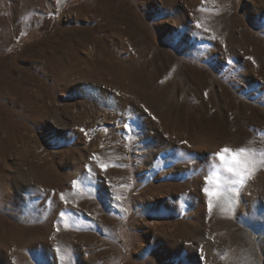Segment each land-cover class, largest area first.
I'll use <instances>...</instances> for the list:
<instances>
[{"label":"rangeland","instance_id":"obj_1","mask_svg":"<svg viewBox=\"0 0 264 264\" xmlns=\"http://www.w3.org/2000/svg\"><path fill=\"white\" fill-rule=\"evenodd\" d=\"M225 147L264 160V0H0V264H264Z\"/></svg>","mask_w":264,"mask_h":264},{"label":"snow or ice","instance_id":"obj_2","mask_svg":"<svg viewBox=\"0 0 264 264\" xmlns=\"http://www.w3.org/2000/svg\"><path fill=\"white\" fill-rule=\"evenodd\" d=\"M126 127L129 131L134 130L131 125ZM228 153L231 155L226 156L225 154ZM253 157L254 153L247 148L231 149L225 147L216 154V157L211 158L213 163L207 175V184L211 187L204 188V192L209 197L210 210L213 208L211 197L215 196L219 199L223 195L231 200L233 193L238 197L247 182L253 178L258 166L264 167V160L256 161ZM222 173L229 175L223 176Z\"/></svg>","mask_w":264,"mask_h":264},{"label":"bare ground","instance_id":"obj_3","mask_svg":"<svg viewBox=\"0 0 264 264\" xmlns=\"http://www.w3.org/2000/svg\"><path fill=\"white\" fill-rule=\"evenodd\" d=\"M182 238H183V233L181 232V229H179V230H177L176 232H174L173 234H171V235H169V236H167V242H168V244H170V245H172V244H174V246L176 245V246H178V244H179V242L182 240ZM169 249V248H168ZM171 249L172 248H170V250H169V259H171L172 260V258H174V254H173V252L171 251ZM108 251V250H107ZM181 255H179L177 258H179Z\"/></svg>","mask_w":264,"mask_h":264}]
</instances>
